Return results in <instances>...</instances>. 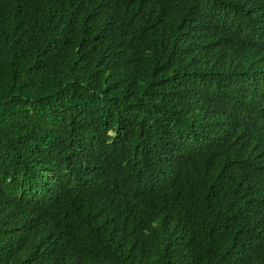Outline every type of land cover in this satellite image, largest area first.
Wrapping results in <instances>:
<instances>
[{"label": "trees", "instance_id": "trees-1", "mask_svg": "<svg viewBox=\"0 0 264 264\" xmlns=\"http://www.w3.org/2000/svg\"><path fill=\"white\" fill-rule=\"evenodd\" d=\"M0 264H264V0H0Z\"/></svg>", "mask_w": 264, "mask_h": 264}]
</instances>
